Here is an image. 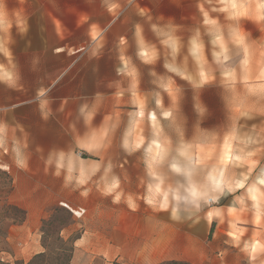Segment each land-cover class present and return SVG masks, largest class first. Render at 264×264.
<instances>
[{
    "label": "crops",
    "instance_id": "crops-1",
    "mask_svg": "<svg viewBox=\"0 0 264 264\" xmlns=\"http://www.w3.org/2000/svg\"><path fill=\"white\" fill-rule=\"evenodd\" d=\"M134 1L28 0L35 8L17 28L9 74L0 78L8 95L0 142L9 150L0 152V166L13 180L10 201L26 211L22 227L37 229L43 208L66 197L94 220L75 252H96L106 263L264 264V200L217 202L210 239L188 214L175 220L167 208H125L126 194L139 200L137 152L122 153L104 128L118 122L122 85L135 88L125 69L133 55L120 42L130 31L127 8L148 9ZM94 146L97 159L78 156Z\"/></svg>",
    "mask_w": 264,
    "mask_h": 264
},
{
    "label": "rangeland",
    "instance_id": "rangeland-1",
    "mask_svg": "<svg viewBox=\"0 0 264 264\" xmlns=\"http://www.w3.org/2000/svg\"><path fill=\"white\" fill-rule=\"evenodd\" d=\"M134 2L148 9L127 8L130 31L120 42L133 55L125 69L135 88L122 85L118 122L104 128L122 153L137 152L139 200L126 194L125 208H167L175 220L188 214L192 226L206 230L210 239L217 202L238 207L264 200V0ZM33 8L28 0H0V78L9 74L17 28ZM7 97L0 90V103ZM0 135L6 136L2 128ZM5 149L9 153L8 144L0 142V152ZM89 149L78 156L97 159L96 146ZM62 203L69 205L64 197L45 206L33 231L22 223L2 225L0 261L26 264L43 251L41 224L55 207L66 209ZM71 215L64 238L94 223L86 213ZM115 262L121 264L106 263L90 250L74 249L71 258V264Z\"/></svg>",
    "mask_w": 264,
    "mask_h": 264
},
{
    "label": "trees",
    "instance_id": "trees-1",
    "mask_svg": "<svg viewBox=\"0 0 264 264\" xmlns=\"http://www.w3.org/2000/svg\"><path fill=\"white\" fill-rule=\"evenodd\" d=\"M12 188L13 180L10 173L0 170V236L6 234L5 231H2V225L8 222L22 223L26 217V211L10 201L9 195ZM72 222V215L69 210L55 207L52 215L43 220L41 224V241L44 250L35 254L26 264H71L75 239L80 234L76 233L64 238L61 232ZM0 264L4 263L0 261ZM167 264L187 263L176 260Z\"/></svg>",
    "mask_w": 264,
    "mask_h": 264
},
{
    "label": "built area",
    "instance_id": "built-area-1",
    "mask_svg": "<svg viewBox=\"0 0 264 264\" xmlns=\"http://www.w3.org/2000/svg\"><path fill=\"white\" fill-rule=\"evenodd\" d=\"M62 206L65 207L67 210H70L76 217L83 216L85 212V209H81V208L73 209L69 205H66L64 203H62Z\"/></svg>",
    "mask_w": 264,
    "mask_h": 264
}]
</instances>
